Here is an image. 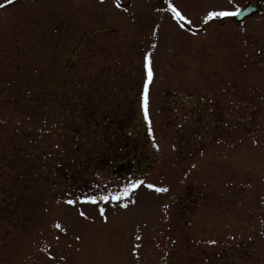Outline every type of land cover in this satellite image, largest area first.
<instances>
[{
	"label": "rangeland",
	"instance_id": "1",
	"mask_svg": "<svg viewBox=\"0 0 264 264\" xmlns=\"http://www.w3.org/2000/svg\"><path fill=\"white\" fill-rule=\"evenodd\" d=\"M171 2L0 7V264H264V0Z\"/></svg>",
	"mask_w": 264,
	"mask_h": 264
},
{
	"label": "snow or ice",
	"instance_id": "2",
	"mask_svg": "<svg viewBox=\"0 0 264 264\" xmlns=\"http://www.w3.org/2000/svg\"><path fill=\"white\" fill-rule=\"evenodd\" d=\"M116 2H117V6H119V0H116ZM11 3H13V0H3V4H0V7H3V5H7ZM168 8L170 12L172 13L174 19H176L177 21H184L188 25H191L192 21L189 20L185 15H183L181 10L174 3H172L171 0H168ZM242 11H244V9H242L239 5H236L233 9H229V8H222L219 10L214 9V10L208 11L204 19L205 21H207V20L212 19L213 17L235 16V15L241 14ZM179 26L181 28H184L185 23H180ZM189 30H192V29H189ZM145 68L147 69V79L144 84L143 109H144V118L146 121H149L150 123L149 114H148V84L152 80L153 70L151 67L150 55H147V54L145 55ZM149 131H151V128H149ZM142 183L143 181L138 180V179L131 180L130 182H128L127 184L123 186L122 192L117 193L116 195L112 196L111 199L119 201L121 199V196H128L130 192L138 188ZM147 187L150 189L156 188L157 191H166V189L157 188L156 185L151 184V183L147 184ZM100 199H103L104 201H108L110 197L107 195H104L100 197ZM80 200L84 202L96 204L98 197L95 195H87V196L81 195ZM67 203L75 204L76 201L70 199L67 201ZM123 206L126 207L127 205H123ZM99 212L101 216L104 218V220L107 221L108 217L105 215V208L103 206L99 208ZM80 214L82 216L86 215L83 211H81ZM56 228L58 229L61 228V225L57 223ZM77 239H79V237H77ZM212 243H214V241H212ZM133 251H135V248L133 249Z\"/></svg>",
	"mask_w": 264,
	"mask_h": 264
},
{
	"label": "trees",
	"instance_id": "3",
	"mask_svg": "<svg viewBox=\"0 0 264 264\" xmlns=\"http://www.w3.org/2000/svg\"><path fill=\"white\" fill-rule=\"evenodd\" d=\"M72 96H74V98H76L77 93H64V94L59 95L58 99H56L53 102V105L50 106L51 111L53 110L55 113V111H56L55 106H56V104H58L60 106V108H62L61 110H63V112L61 114L62 117H71L74 113H82L84 111V108L82 107V105L77 106L75 99H73V102H70V97H72ZM54 121H56V120H54ZM64 148H65V150L67 149L66 146H64Z\"/></svg>",
	"mask_w": 264,
	"mask_h": 264
},
{
	"label": "water",
	"instance_id": "4",
	"mask_svg": "<svg viewBox=\"0 0 264 264\" xmlns=\"http://www.w3.org/2000/svg\"><path fill=\"white\" fill-rule=\"evenodd\" d=\"M241 8L244 9V11H242L241 14L232 16V18L236 21H240L245 17L249 16L250 14L258 11L260 9V6L254 3H250Z\"/></svg>",
	"mask_w": 264,
	"mask_h": 264
},
{
	"label": "flooded vegetation",
	"instance_id": "5",
	"mask_svg": "<svg viewBox=\"0 0 264 264\" xmlns=\"http://www.w3.org/2000/svg\"><path fill=\"white\" fill-rule=\"evenodd\" d=\"M125 164H123L122 166H120V167H123Z\"/></svg>",
	"mask_w": 264,
	"mask_h": 264
}]
</instances>
